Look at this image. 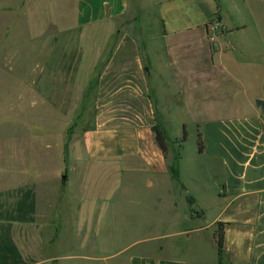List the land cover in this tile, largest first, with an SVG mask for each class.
Here are the masks:
<instances>
[{
    "label": "rangeland",
    "instance_id": "rangeland-1",
    "mask_svg": "<svg viewBox=\"0 0 264 264\" xmlns=\"http://www.w3.org/2000/svg\"><path fill=\"white\" fill-rule=\"evenodd\" d=\"M167 1L131 0L117 25L110 21L79 27L72 24L74 0H0V264H128L129 254L138 249L114 254L130 242L160 233L161 226L165 235L168 228L192 224L183 202L174 211L167 204L163 214H154L152 190L129 180L130 173L123 169L90 164L84 153L83 134L93 117L97 91L91 70L112 48L107 35L127 31L148 67L169 76L168 42L161 24ZM219 1L229 27H247L237 30L233 43L259 52V57L255 65L238 55L217 63L256 84L250 90L253 96H264V0ZM212 27L213 34L221 32L220 16ZM64 35L68 37H60ZM163 107L169 109L160 124L170 157L201 154L198 126L206 122L197 114V104ZM188 107L196 110L188 112ZM201 141L205 150L203 136ZM81 154L87 165L81 161L78 166L83 183L72 187L81 195V208L69 197L59 209L67 188L63 177L76 175L72 168ZM130 195L144 203L146 196L147 210L129 213L125 205ZM182 242L185 251L190 243ZM202 248L207 256L216 255L211 240Z\"/></svg>",
    "mask_w": 264,
    "mask_h": 264
},
{
    "label": "crops",
    "instance_id": "crops-1",
    "mask_svg": "<svg viewBox=\"0 0 264 264\" xmlns=\"http://www.w3.org/2000/svg\"><path fill=\"white\" fill-rule=\"evenodd\" d=\"M130 3L74 0L72 24L83 27L111 21L117 25ZM162 9L169 76L148 67L127 31L107 35L112 48L104 51L106 57L91 70L97 91L93 117L83 134L84 153L90 164L123 169L130 173L129 180L152 190L149 199L154 201V214H163L167 204L174 211L183 202L192 224L168 228L165 235L161 226L160 233L142 236L114 256L138 249L129 254L128 264H219L217 232L223 224L222 264H264V96H253L250 90L256 84L237 77L231 66L217 63L238 55L255 65L259 52L236 47L237 30L247 27H229L219 0H169ZM216 16L222 27L213 34ZM95 60L99 64L98 55ZM179 98L180 104H197V114L206 122L198 126L205 150L193 158H171L168 145L164 153L156 142L155 129H161L160 122L166 120L163 115L169 111L163 106L179 104L175 100ZM196 109L188 107V112ZM176 142L179 147V139ZM81 157L77 156L72 168L76 175L66 176L59 209L65 208L69 197L81 208V195L72 188L83 183L78 166L81 161L87 165ZM128 199L129 213L147 210L146 196L145 203L134 195ZM183 239L190 243L185 251ZM207 240L215 247L214 257L203 251Z\"/></svg>",
    "mask_w": 264,
    "mask_h": 264
},
{
    "label": "trees",
    "instance_id": "trees-1",
    "mask_svg": "<svg viewBox=\"0 0 264 264\" xmlns=\"http://www.w3.org/2000/svg\"><path fill=\"white\" fill-rule=\"evenodd\" d=\"M156 142L158 146L166 153L168 151L167 143H166V138L164 133L162 132L161 129L156 127ZM186 132V131H185ZM199 151L202 153L204 151V146L201 141V134L199 133ZM187 139L186 133H184L183 140ZM190 202L192 203L193 200L190 199ZM223 224H220L219 230L217 232V242H218V249H219V264L223 263V254H224V243H223Z\"/></svg>",
    "mask_w": 264,
    "mask_h": 264
},
{
    "label": "water",
    "instance_id": "water-1",
    "mask_svg": "<svg viewBox=\"0 0 264 264\" xmlns=\"http://www.w3.org/2000/svg\"><path fill=\"white\" fill-rule=\"evenodd\" d=\"M63 179L66 180V176H64Z\"/></svg>",
    "mask_w": 264,
    "mask_h": 264
}]
</instances>
